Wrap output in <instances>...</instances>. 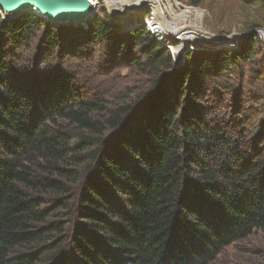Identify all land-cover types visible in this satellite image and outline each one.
I'll use <instances>...</instances> for the list:
<instances>
[{
	"label": "trees",
	"instance_id": "1",
	"mask_svg": "<svg viewBox=\"0 0 264 264\" xmlns=\"http://www.w3.org/2000/svg\"><path fill=\"white\" fill-rule=\"evenodd\" d=\"M111 26L106 12L90 23L102 54L119 47ZM54 32L0 17V264H210L264 229V138L229 95L237 85L221 82L250 55L264 61L256 35L237 56L188 53L176 66L132 31L115 65L152 82L112 105L79 82ZM82 52L92 63L96 50Z\"/></svg>",
	"mask_w": 264,
	"mask_h": 264
},
{
	"label": "rangeland",
	"instance_id": "2",
	"mask_svg": "<svg viewBox=\"0 0 264 264\" xmlns=\"http://www.w3.org/2000/svg\"><path fill=\"white\" fill-rule=\"evenodd\" d=\"M116 1L119 4H116L119 8L118 11L121 8L124 9V7H132L127 16L110 15L107 11L110 7H102L99 12L92 11L81 21L53 24L35 12L28 11L13 15L11 12H6L1 6L0 17L2 21L6 22L16 21L24 16H32L39 21H44L48 27L56 31L52 35L58 37L60 48L64 49L63 51L66 54L76 58L73 64L74 67H78V73L81 76L79 82L81 84L91 86L94 90L98 89L96 91H101L102 98L107 100L109 104H128L137 98L142 90L148 88L152 82L151 78L146 79L138 76L131 69L115 65L119 58L130 54L131 44L128 36L132 31L142 27L141 12L144 0ZM168 1L169 5L174 6L175 12L184 19L182 20L184 22H181L180 25L185 26L187 24L193 27L192 33L195 31L187 38L186 43L178 44L181 46L180 56L183 60H185L188 53L198 54L199 52L205 53L209 58L216 56L219 52L237 56L242 49V52L246 51L247 47L245 45L250 37H255L260 30L264 32V2L245 4L236 0ZM112 2L113 0H109L108 3L112 5ZM112 8H114V5ZM187 10L192 12L186 14ZM104 11L110 18L113 33L118 36L116 40L119 41V47L116 44L115 48L114 46L106 48L104 54H102L99 52V47L94 48L93 44L90 43L89 33L90 23L97 19L101 20L103 13L105 15ZM173 18H169V20H173ZM257 41L260 42L258 38ZM254 42L259 45L256 41ZM4 45L8 51V42L0 39V47L2 46L4 49ZM91 48L96 50V57L91 58L92 63L84 62L88 58H83L84 60L80 61L79 56H84L82 51ZM38 49L41 53L44 51L42 41L39 43ZM97 52L101 55L99 56ZM116 56L118 57L115 58ZM250 57V59H242V65L237 69L225 72L221 82H228L230 86L232 84L237 85V88L229 95H238L242 99L245 108L251 109L252 117L259 121L254 129H258V137L264 138V89H261L264 86V61L257 54L250 55ZM113 67L118 69H113ZM254 69H257L256 75L258 78L252 77ZM230 72L238 75L236 76ZM249 83L255 84L253 86L258 89L260 98L250 94L251 87ZM228 99H231L230 96H227ZM251 102L252 105H250ZM60 221L61 219H53L50 223L58 224ZM210 264H264V229L255 231L247 238L225 247Z\"/></svg>",
	"mask_w": 264,
	"mask_h": 264
},
{
	"label": "built area",
	"instance_id": "3",
	"mask_svg": "<svg viewBox=\"0 0 264 264\" xmlns=\"http://www.w3.org/2000/svg\"><path fill=\"white\" fill-rule=\"evenodd\" d=\"M108 2L109 0H95L91 8H93L95 12H99L102 7H110L107 10L108 14L117 15L116 13L120 11H118L119 8L117 5L119 4H117V1L113 0L112 5ZM113 5L114 8H112ZM143 5V10L141 12L142 27H144L164 48L170 51L174 60L177 58L183 59L180 56V52L182 51L181 46L178 44L187 42V38L195 32L193 31L192 33L193 27L187 24L185 26L180 25L181 22H184L182 21L184 19L175 12L172 4L169 5L168 0H144ZM147 5H149V7L154 5L155 9H149ZM176 7L179 9L177 4ZM174 13L176 14L174 15ZM169 18H173V20H169ZM256 36L264 46V32L260 30L256 33Z\"/></svg>",
	"mask_w": 264,
	"mask_h": 264
},
{
	"label": "bare ground",
	"instance_id": "4",
	"mask_svg": "<svg viewBox=\"0 0 264 264\" xmlns=\"http://www.w3.org/2000/svg\"><path fill=\"white\" fill-rule=\"evenodd\" d=\"M60 1H64V0H60ZM65 1H68V0H65ZM0 2L3 5V7L6 9V12H11V13H13V15L14 14H20L21 12L24 13V12L30 11L32 13L35 12L36 14L42 16L44 19L52 22L53 24L54 23L62 24V23H65L67 21H76V20L81 21L82 19L86 18V16H88L90 14V12L94 11L93 8H91V6L95 2V0H69V2H72L73 5L76 4V6L74 8H72L71 10L44 9L41 5L38 4V2L36 0L29 1L28 3H20V4L16 3L14 6H9L8 4H6L5 0H0ZM75 2H78V3H75ZM143 6L144 5H142V7ZM147 6L149 9L150 8L155 9L154 5L151 7H149V5H147ZM191 12L192 11L187 10L185 13L190 14ZM80 21H77V22H80Z\"/></svg>",
	"mask_w": 264,
	"mask_h": 264
},
{
	"label": "water",
	"instance_id": "5",
	"mask_svg": "<svg viewBox=\"0 0 264 264\" xmlns=\"http://www.w3.org/2000/svg\"><path fill=\"white\" fill-rule=\"evenodd\" d=\"M29 1L32 0H5L6 4H8L9 6H14L16 3L20 4V3H28ZM38 2L39 5H41L44 9H50V10H58V9H63V10H71L72 8H74L76 6V4H72V2L68 1H60V0H36ZM78 3V2H75ZM143 4V3H142ZM2 6V8L6 11V9L3 7V5L0 2V7ZM132 7H124V9L121 8V10L119 12H117L116 14L118 16H127V14L129 13L130 9ZM68 19V18H67ZM184 60L183 59H179L177 58L176 60H174V63L176 66H179L182 64Z\"/></svg>",
	"mask_w": 264,
	"mask_h": 264
}]
</instances>
